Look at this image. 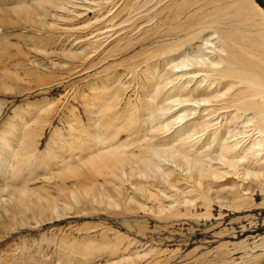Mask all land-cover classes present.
<instances>
[{
  "label": "bare ground",
  "instance_id": "obj_1",
  "mask_svg": "<svg viewBox=\"0 0 264 264\" xmlns=\"http://www.w3.org/2000/svg\"><path fill=\"white\" fill-rule=\"evenodd\" d=\"M120 1L117 0L116 5ZM103 2L104 0H16L13 4L10 2L7 6L0 7V33L4 34L9 25L36 27L40 28V32L43 29H53L52 33H55L54 29L62 21L86 17L93 4ZM135 3L137 4V0ZM146 4L148 2L128 10L133 16L138 10L141 12V9L144 11L148 8L147 14L144 12L148 18L145 17L144 20L143 13L142 17L139 14L142 21H130L132 25L128 28L132 31L131 36L137 35L131 40L127 50L139 47L140 51L125 57L121 62L114 61L102 70L107 72L102 74L103 89L94 84L89 87L88 94L84 92L87 95L81 100L85 107L83 111L86 121L81 115L75 114V120L69 123L73 129L69 136L73 137L66 144L60 145L55 154L51 153L54 154L50 160L54 167L35 155L39 162L43 161L37 165L45 173L41 177V185H30L27 176L24 181L20 180L22 173L26 171H21L19 163L23 160L30 163L28 159L32 158L35 150L33 127L38 126L36 124L41 123L46 114L49 115L52 104L43 107V112L37 117L34 116L38 112L32 115L34 118L32 117L30 125L28 121L25 122V114L21 115L23 129L19 136H15L17 139L21 138V142H12V135L8 138L3 129L1 138L7 144V151L10 155L19 154V162L11 165L13 170L9 172V176H6L8 170L1 172L7 178L6 184L0 187V194L7 196L0 197V207L6 216L12 215L11 208L15 207L18 209L14 212L20 216L21 222L29 223L34 220L39 223L46 218L67 216L69 213L105 210L117 211L123 217L144 214L149 218L157 217L168 222L174 218L193 215L197 198L207 208L213 200L224 201L225 194L219 193L224 188L230 191V196L237 204L250 198L254 184H259L264 194V9L255 0H161L156 7L152 5V8ZM9 5L11 6L8 7ZM128 6L129 3H125L120 11L124 12ZM132 18L130 16V20L134 19ZM15 26L12 28H16ZM122 29L124 31L125 28ZM122 35L120 30L114 34L119 43ZM110 37L108 34V38ZM2 41L1 38L0 46L4 49ZM97 41L95 35L92 42H85L94 45ZM79 43L81 47V42ZM82 46L86 47L85 44ZM77 51L70 48L63 52L60 50L59 53L72 55L71 62L77 65L76 68H82L79 65H84L89 59L82 58L86 57V52ZM118 52L116 48L109 49L107 57L93 62L85 69L92 66L97 68L109 58L116 59L120 55ZM25 53L22 50V57L6 54L9 55L4 60L6 63L15 62L9 68L6 66L0 69V87L6 92L14 90L13 85L18 87L23 78L11 70H28ZM2 54L0 53V58ZM123 62H129L127 73L109 71ZM50 68L49 65L48 70ZM33 70L26 73L35 74L36 70L31 72ZM124 75L138 79V86L125 82ZM85 87L88 88V85ZM78 92L79 96L76 95L80 98V91ZM42 100L51 102L50 97L46 96L37 102ZM33 102L37 108L38 103ZM4 104L0 105L1 110ZM28 107L25 111L34 113L36 110ZM38 107L37 110H40V106ZM55 130L51 141L53 135L55 138L58 134L64 137ZM50 144L48 148L51 147ZM66 150H70L69 155H64ZM24 168L27 167L23 166V170ZM246 177H251L254 181H241ZM222 181L229 186L225 185L223 188L220 183ZM219 183L222 188L217 189ZM214 188L216 195L211 192ZM2 212L0 211V217ZM86 242L78 244L84 246L85 255L89 256L93 251L90 249L91 244ZM105 242L109 246L112 241L106 239ZM115 245L112 252H117L110 253L113 257L105 264H121L148 254L156 256L157 253L155 248H150L145 254L137 252L130 255L129 257L135 258L129 259L125 257L129 249L119 248L117 243ZM228 254L234 261L233 252L228 250L226 256Z\"/></svg>",
  "mask_w": 264,
  "mask_h": 264
},
{
  "label": "rangeland",
  "instance_id": "obj_2",
  "mask_svg": "<svg viewBox=\"0 0 264 264\" xmlns=\"http://www.w3.org/2000/svg\"><path fill=\"white\" fill-rule=\"evenodd\" d=\"M14 1L16 0H0V7H5L10 2L13 4ZM106 1L107 0H104L103 3H100L101 5L93 4L91 11H89L86 17L77 16V19L73 18L74 20H68L66 22L62 21L58 28L54 29L55 33H52L53 29H43L44 31L41 30L42 32H40V28L36 29V27L30 28L28 26L20 28L16 27L15 25L7 26V28L4 30V34L0 33V44L2 38V47H4L3 49L0 46V53H3L0 58V69L5 68L6 66L9 68L12 64H15V62L6 63L4 61L9 57V55L6 54L10 53L17 55L18 57H22L20 53L23 50L26 52L25 55H27L25 62L26 70H36L35 72L34 70L31 71L35 74L26 73L28 70H11L15 74L23 77L21 81H19V86L17 87L16 85H13L12 87L14 90L7 92L3 87H0V105L6 102V104L3 106V109L1 110L0 108V138L2 137V132H4V129L6 130L5 132L7 133V136H9L8 138H10L11 135L14 136H11L10 138L12 142H21V138L18 137L17 139L15 137L19 136L23 129V124L20 122L21 115L24 116L25 114V122L28 121L30 125L32 123V117L36 115L37 112V115L34 117H37L43 112V107H46V105L50 103L52 104L49 111L50 113L52 112L51 115L50 113L49 115L45 113L46 116L43 117L41 123L39 122L36 124L38 126L33 127L35 128V134H37V137L35 134L33 135V148L35 149L34 155L31 159H28L31 164L27 162V160L26 162L23 160L19 163L21 171H26L27 174L31 176V178H28L30 176L24 172L25 174L22 173L23 175L19 179L24 181L25 177L27 176V179L30 180L29 182L32 186H34V184L41 185L43 180L41 177L45 175V173L41 171L43 170L41 169V166L37 165L39 163L41 164V162L43 163V161H47L52 167H54V165L51 164L52 161L50 160L56 153V150L58 151L60 145L63 143L66 144L69 142L70 138L73 137L72 135L71 137L69 136L73 132L72 126H70L69 123H73V120H75V114L79 116L81 115L80 117L84 120V122L86 121L83 111L85 107L84 104L82 105V100L89 93V87H91V85L95 84V87L96 85H99L101 86L100 89L104 88L102 74L107 72L102 70L114 61L121 62L125 57L134 55L137 51H140L139 47L127 50L129 43L131 40L135 39L134 36L137 35L135 34L131 36L132 31L128 28L129 26L131 27V22L139 23L142 21L140 20L142 13L144 15L142 19L145 17L148 18L146 16V10H148V8L145 9L146 7H143V9H145L144 11L141 9V12H139L140 10H138V12L133 16L131 15V11L128 13V10H132L131 7L135 9L134 6L147 2L148 5H146L148 7H156L155 5L157 2L161 0H149L151 6L149 5V1L146 0H137V4L135 3L136 0H130L131 2H124L128 0H121L118 5H116L117 0H108L110 3H107ZM255 1L264 9V0ZM125 3H129L128 8H126L127 10H124V12L122 10L120 11V8L122 9ZM130 3H134L133 6ZM10 6L11 5L8 7ZM125 11L127 13H125ZM139 14H141V17ZM129 15L134 19L132 18L133 20H130ZM135 17L139 21H137ZM88 21L90 24H88ZM157 22L159 21H156V23ZM117 24L120 28L117 26ZM12 26H15L16 28H12ZM60 27L65 28L63 30L60 29ZM123 27L125 28L124 31L122 29ZM66 28L69 29V31ZM118 28L121 32V35L123 33L121 36L122 39L120 40L121 43H119L118 39L114 36L116 31H119ZM112 29L113 34H111ZM114 29H116V31ZM97 32L99 33L97 34ZM47 33L49 35H46ZM25 34L30 36L27 37ZM108 34L113 39L111 37L108 38ZM95 35L96 39L100 41H97L94 45H88L87 43L92 42ZM101 39L104 42H102ZM79 41L81 42L82 48L80 47ZM57 42L59 44H57ZM83 44H85L86 47L82 46ZM103 44L110 45L105 46ZM98 45L99 47H97ZM87 47L91 49L90 50L88 48V50L91 52L87 50ZM25 48L26 50H24ZM70 48H72L74 51L78 50L77 52H86L87 50L86 57L84 56L82 58L89 60L84 65H79L81 67L83 66V69L80 67L76 68L77 65L72 63V55L62 53L64 49L69 50ZM99 48L102 52L99 50ZM108 48H116L120 55L116 59L109 58L107 61H105V63L99 66L100 68L92 66L88 69H85L89 67L90 64L92 65L93 62H98L99 60L107 57L109 51ZM5 49L6 51H3ZM60 50H62V52L59 53ZM56 52L58 55L55 54ZM51 63L53 67L51 66ZM57 63L61 65H58ZM68 64L70 65L68 66ZM30 65H33L34 67H31ZM49 65L53 69L50 68V70H48ZM66 65L68 67H66ZM128 65L129 62L119 63L116 67L110 68L109 71L111 73L116 71L117 73H127ZM38 66H40L41 69L38 68ZM75 68L77 70L79 69V71L77 72ZM37 70H39V72ZM123 77L125 82H131L130 85L138 86V79H134L135 77L132 78L130 75L129 77L128 75H124ZM86 85H88V88L85 87ZM78 91H80V98H77L76 95L78 94L79 96ZM45 96L50 97L51 102H49V100L37 102L38 99H41V97ZM33 101L38 103L37 108L39 109L38 106H40V110H37L36 104ZM27 104L28 106H31L32 110L34 107L33 104H35L34 109L37 111L34 110V113L33 111H25L27 108L29 109ZM14 108H16V112ZM20 108L22 109L21 114ZM71 115L73 116V119ZM27 117L30 118L28 119ZM16 123L18 124L16 125ZM8 124L10 125L8 126ZM36 127L38 128L36 129ZM54 130L63 134L64 137H61L58 134L56 139L53 135V140L51 141V136ZM39 133V136L42 137L38 136ZM48 144H50L53 149L51 147L48 148ZM52 144H54V146ZM7 148L6 142H4L1 138L0 187L4 186L7 180V178L4 176L5 174L1 172L8 170L6 176H9V172H12L13 170L11 165H17L19 162V154L15 156L10 155V152L7 151ZM47 153H49V155ZM69 153L70 150H66L64 155H69ZM35 155L36 157L39 155V158L43 159V161L40 160L39 162ZM5 156L10 157L6 158ZM4 161L5 163L2 164ZM7 162L10 163V165ZM35 162L36 164H33ZM34 165H36V168ZM23 166L27 168H24L23 170ZM29 166L32 167L30 168ZM243 180H247V182L254 181L251 177H246L241 181ZM225 181L220 182L223 184V188L225 185L229 186V184H227ZM220 183L218 187H216L217 189L222 188V184ZM258 185L254 184L252 186L253 190L251 189L250 198L246 201H242L243 204L242 202H238L237 204L230 196V191L224 188V191L219 192L225 194L224 201L218 202L217 200H213L211 201L210 207L207 208L203 204L202 200L197 198L195 206L193 207V215L191 214L189 216L180 217L181 219L174 218L168 222L161 221L157 217L149 218L144 214H140L135 217H123L122 215H119V212L117 211L101 210L96 212L95 210H92L88 213H69L67 216L65 214L52 219L46 218L44 219L45 221L41 220L39 223H36L34 220H31L29 223H24L20 221V216L14 212L17 211L18 208L12 207L10 211L12 215L6 216L0 207V211L2 212V216L0 217V264H94L95 262H103V264H105L108 259L113 257L110 256V253L117 252V250L112 252L113 247H116L115 243L119 245V248L122 247V249H129L126 251L128 254L125 253V257L129 259L135 258L134 256H129L134 255L137 252H141L142 255L145 254L147 250H150V248H155L157 250L156 256H151L148 254L136 260L134 259L124 261L121 264H147L148 262V264H264V194ZM216 188L211 191L213 195L217 194ZM4 195L6 198V194ZM4 195L0 194V197H4ZM31 218L32 217H30V219ZM84 239H87L88 242H86L87 240L84 241ZM106 239L112 241L109 244L110 248L105 242ZM128 241L133 242L129 243ZM80 242L90 243V249H92L93 254L86 256L84 246H80L78 244ZM91 242L94 243L92 244ZM228 250L233 252L232 256L235 258L233 259L234 261L229 258L230 254L227 255L228 257L226 256V252Z\"/></svg>",
  "mask_w": 264,
  "mask_h": 264
}]
</instances>
